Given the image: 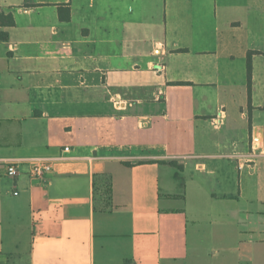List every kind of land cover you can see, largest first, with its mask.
<instances>
[{
  "label": "crops",
  "instance_id": "obj_1",
  "mask_svg": "<svg viewBox=\"0 0 264 264\" xmlns=\"http://www.w3.org/2000/svg\"><path fill=\"white\" fill-rule=\"evenodd\" d=\"M0 12V161L22 163L0 177V264H182L190 221L234 228L220 262L264 264V0Z\"/></svg>",
  "mask_w": 264,
  "mask_h": 264
},
{
  "label": "rangeland",
  "instance_id": "obj_2",
  "mask_svg": "<svg viewBox=\"0 0 264 264\" xmlns=\"http://www.w3.org/2000/svg\"><path fill=\"white\" fill-rule=\"evenodd\" d=\"M164 11L163 7L161 10V17L163 18ZM171 21L169 20V24ZM169 28V26H168ZM157 32H166V24L163 18V24L159 25ZM169 32V29L168 31ZM213 185V181L208 182ZM182 204V200L178 199L171 204ZM222 225L220 222L216 221L213 223H192L191 221L187 223V246L188 253L186 260L181 261L182 264H201L200 261L193 260V254L203 255L209 261V264H224L221 261L222 254H228L230 252V245H233V241L236 239L235 230L228 229L226 231L221 229ZM245 237V235L242 234ZM197 238V239H196ZM196 239V240H195ZM195 240V242H194ZM203 246V250H202ZM201 250V253H200ZM199 251V252H197ZM163 264H167L163 261Z\"/></svg>",
  "mask_w": 264,
  "mask_h": 264
},
{
  "label": "built area",
  "instance_id": "obj_3",
  "mask_svg": "<svg viewBox=\"0 0 264 264\" xmlns=\"http://www.w3.org/2000/svg\"><path fill=\"white\" fill-rule=\"evenodd\" d=\"M257 144H254L253 149L256 150ZM64 151H68L69 147L64 146ZM21 162L18 161H0V177L1 176H10L15 177L18 175L19 167ZM28 174L31 179L36 181L44 180L46 174L51 172L52 164L49 160L43 158H35L30 160L28 163Z\"/></svg>",
  "mask_w": 264,
  "mask_h": 264
},
{
  "label": "trees",
  "instance_id": "obj_4",
  "mask_svg": "<svg viewBox=\"0 0 264 264\" xmlns=\"http://www.w3.org/2000/svg\"><path fill=\"white\" fill-rule=\"evenodd\" d=\"M14 24V20L12 15L4 14L0 12V26H11ZM6 37V32L0 31V39H4Z\"/></svg>",
  "mask_w": 264,
  "mask_h": 264
}]
</instances>
